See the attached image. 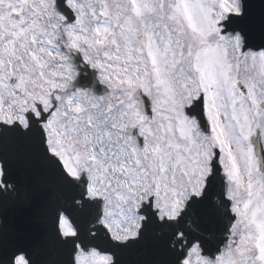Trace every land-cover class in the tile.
I'll return each instance as SVG.
<instances>
[{"label": "snow or ice", "instance_id": "obj_1", "mask_svg": "<svg viewBox=\"0 0 264 264\" xmlns=\"http://www.w3.org/2000/svg\"><path fill=\"white\" fill-rule=\"evenodd\" d=\"M75 2L81 4L79 18L67 8L68 0H55L65 9L70 28L60 37L39 41L33 37L31 43L52 46L56 40L59 52L66 54L60 57L64 69L60 79L74 80L85 93L103 85L114 102L110 111L124 109L146 155L158 156L162 163L168 151H179L177 138L196 142L198 128L175 112L176 97L191 98L193 89L216 150L226 152L230 163L233 147L240 146L234 124L244 140L256 136L264 143V0H256L260 14L247 27L241 21L250 0ZM28 4L29 0H0V34L23 27ZM41 51L55 60L54 53ZM30 56L41 77L47 75L55 83L57 73L45 72L51 65L35 53ZM68 59L78 64H65ZM141 105L146 113L139 111ZM250 226L257 228V240H264L259 209ZM256 264H264V250Z\"/></svg>", "mask_w": 264, "mask_h": 264}, {"label": "rangeland", "instance_id": "obj_2", "mask_svg": "<svg viewBox=\"0 0 264 264\" xmlns=\"http://www.w3.org/2000/svg\"><path fill=\"white\" fill-rule=\"evenodd\" d=\"M73 1L77 6L79 5L75 0ZM82 2L83 0H81ZM33 3H35V7L32 6ZM49 4V0H29L28 6L24 9V11H29L30 15L26 18L29 24H24L22 28L18 27L15 30L12 53L15 57V64L21 66L25 73V76L20 75L19 86L27 96L25 99V101L28 100L25 103L26 106L33 109L36 104H39L45 111H49L52 106H55L45 125L47 143L51 152L64 161L68 172L73 176L78 177L80 173L86 175L88 194L90 197L103 200V221L111 230L114 238L128 235L131 226L138 225L141 219L137 214V210L140 208L139 204L151 196L153 197L154 208L159 211L160 216L174 218L178 215L183 201L189 195L199 194L201 176L207 172L206 162L210 152L209 146L214 144V141L211 136L206 138L200 132L196 142L192 144L177 138L174 142L178 143L179 151L175 148L168 151L161 163L160 157L146 155L144 151H139L134 141L127 135V129L131 127L130 118L124 115V109L110 111L114 108V102L110 96L107 98L93 97L84 91L64 94L63 92L72 80L60 79L59 77L64 70L63 65L60 62L55 65L54 60L45 56L41 50L48 48L46 50L54 53L55 58H60L66 54L59 53V51L58 53L54 52L59 50V46L54 45V43L52 46L41 44L42 48L32 43L31 46L28 45V34L31 35V39L35 37L39 41L42 38L58 37L59 34L65 32L61 28H68L61 25L57 18L55 20L53 16L48 14ZM85 20L87 19L85 18ZM55 21L56 23H54ZM46 26L50 28L46 29ZM20 34L23 36L21 42L18 41ZM31 53H35L43 62L51 65L50 68H45V72L55 71L57 73L55 83L47 75L41 77L39 69L31 59ZM17 59L21 61L18 62ZM64 63L69 64L68 60ZM31 73H34V77L30 76ZM56 91H58V97H53L52 94ZM192 94L191 98L179 95L176 97L175 112L179 113L180 117L183 112L182 107L186 104L189 105L188 103L196 97L197 92L192 91ZM22 103V101L16 102L13 104V109L21 106ZM11 111L13 110L11 109ZM180 119L185 118L181 117ZM103 121H106L105 124L108 126L106 128L101 126L99 129L98 124ZM191 123L196 126L192 120ZM94 129H98L97 134L93 133ZM233 129L235 131L238 127L234 124ZM236 136L240 141V146L233 147L234 157L245 163L246 169L249 168V172L253 174L255 169L251 170L250 167H254V159L251 158L249 166L245 162L250 156L251 147L247 144V154L244 147L246 140L239 136V132H236ZM109 137L113 138L116 145H121L122 150L119 151L117 148V151L107 153L104 148ZM123 142L132 145L133 151L131 153L126 155L121 153L124 152L123 147H125ZM189 147L191 148L190 152L187 150ZM123 155L127 156L128 161L120 158ZM220 155V162L229 182L227 197L232 200V211L236 212L237 216L231 231V240L225 252L214 262L201 259L199 253L194 249L188 258V262L198 264H253L252 257H257L258 254L256 251L258 249L257 244L259 243L260 250H264V240L258 241L256 238L257 228L250 226V207L253 203L250 200V194L253 193V187L258 183L253 181L251 186L244 185L242 179L235 177L238 171L235 162H229L230 158L226 152H221ZM123 167L133 170H137L138 167H141L142 170L153 167L154 175L150 178L125 177L121 175ZM253 176L255 177V175ZM256 188L264 189L262 185ZM260 194L264 200L263 193ZM245 205H249L247 214H245ZM255 206V212L259 209L260 215L264 216V205L261 207L259 204H255ZM62 225H67L65 220L62 221ZM123 226L127 227L124 228ZM64 228L68 230L67 227Z\"/></svg>", "mask_w": 264, "mask_h": 264}, {"label": "water", "instance_id": "obj_3", "mask_svg": "<svg viewBox=\"0 0 264 264\" xmlns=\"http://www.w3.org/2000/svg\"><path fill=\"white\" fill-rule=\"evenodd\" d=\"M259 14H260V9H259V6L256 3V0H250V8L248 10L247 15L241 21V25L242 26H246V27L247 26H251L253 24V22L258 18ZM141 109L143 110L144 113H146V107L144 105H142ZM36 130H38L37 127L32 126L31 129H30V132L29 131L28 132L29 133H34ZM256 153L260 154L258 147H257V152ZM53 163H54V161L50 157L46 156V158H45V165L49 167V165L50 164H53ZM50 168H54L55 172L58 173V165L54 164ZM14 172H15L14 170H10L7 173V170L5 169V176H4V182L5 183H7V180L9 178V176H11ZM59 172H60V169H59ZM59 176L61 177V179L64 182L71 183L61 172L59 173ZM12 179H15V178H12ZM218 184H219V188L217 190H214L213 193L211 194V197H210L211 202L207 206L206 211L213 212L214 213V217H215V219L217 221L218 226L220 227L221 226V218H222V215L223 214H227L228 204H227V202H225L223 200V197H222V192H221L222 184H221V180L220 179H218ZM71 186H73L74 189L76 190L77 196H79V197L82 198L83 197V190L79 189L75 184H72L71 183ZM214 199L221 200L222 205L219 206L216 202H214ZM203 201H204V199H200L198 201H194L193 206L195 204L197 206L198 205L200 206L203 203ZM62 205L63 206L66 205L63 200H62ZM63 206H60V207L58 206V208H56V210L58 211V213H60V211L62 210L65 213L68 214V216L70 217V219L73 222H77V218H74V215H73V214H75V212L72 211L73 212L72 213V212L63 210V209H65ZM53 211L55 213V208H53ZM195 216H197V213L192 212V208L190 207L188 213L186 212V214H185V217L191 218V222H190V226L189 227H179V226H175L173 228L172 225L166 224V223L165 224H161L159 226L162 229V231H163V228H165L166 230H168L171 236H173L178 229L182 230L185 233V235L188 237V239L190 240V244H192L193 242H199L200 245H201V247H202V249H203L204 254L213 256L215 254V251L212 252L208 248H205L204 244L200 242V240L198 239V237H192L189 234V229L192 228V227H194V225H196L195 220H197V218ZM231 221H232V218H230L229 224L231 223ZM76 228H77V231H78V235L80 237V235L82 234V231H83L84 228L81 227L80 225H78V227H76ZM151 235H152V233L151 232H148V233L144 234V237L145 238H149ZM174 255H175V260L180 259V256L177 255L176 252H174ZM173 262H171V264H173ZM174 264H175V262H174Z\"/></svg>", "mask_w": 264, "mask_h": 264}, {"label": "bare ground", "instance_id": "obj_4", "mask_svg": "<svg viewBox=\"0 0 264 264\" xmlns=\"http://www.w3.org/2000/svg\"><path fill=\"white\" fill-rule=\"evenodd\" d=\"M98 129H94V133H97ZM112 144V143H111ZM112 148H114V146H112ZM131 147H129L128 149H130ZM126 174H130V172H126Z\"/></svg>", "mask_w": 264, "mask_h": 264}]
</instances>
